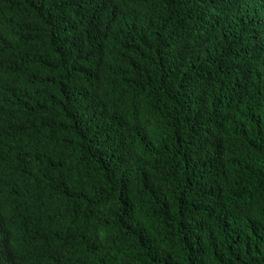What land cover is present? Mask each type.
Returning a JSON list of instances; mask_svg holds the SVG:
<instances>
[{"label": "trees", "instance_id": "16d2710c", "mask_svg": "<svg viewBox=\"0 0 264 264\" xmlns=\"http://www.w3.org/2000/svg\"><path fill=\"white\" fill-rule=\"evenodd\" d=\"M0 264H264V0H0Z\"/></svg>", "mask_w": 264, "mask_h": 264}]
</instances>
